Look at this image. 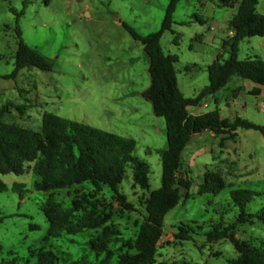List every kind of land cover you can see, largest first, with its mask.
Listing matches in <instances>:
<instances>
[{
    "label": "rangeland",
    "instance_id": "obj_1",
    "mask_svg": "<svg viewBox=\"0 0 264 264\" xmlns=\"http://www.w3.org/2000/svg\"><path fill=\"white\" fill-rule=\"evenodd\" d=\"M169 3L170 0H28L24 8V0H0V109H5L2 120L38 130L43 114L50 112L132 138L136 141L134 154L150 166V190L159 188L162 162L158 150L168 146L166 124L144 95L151 84L144 44L123 23L146 36L160 29ZM216 4L219 5L218 0H181L174 13L173 31H165L161 38L164 52L179 58V87L188 97L209 84L208 71L194 65L203 68L213 62L225 37L219 25L226 22L230 7ZM258 10L264 13L261 5ZM17 28L21 38L52 63L50 70L30 66L21 69L15 78H6L15 68ZM197 39L204 40V44L198 47ZM257 39L246 38L240 43V59L250 57V45L256 44ZM186 65L191 67V73L186 71ZM241 80L234 76L216 93L221 109L234 84ZM209 100L210 108L215 107L214 99ZM246 101L248 112L241 110L240 114L264 124L260 99L252 96ZM215 137L218 136L204 135L200 142L194 139L182 154L183 168L192 185L189 190L182 188L181 200L166 214L163 230L164 234H176L178 226L187 224L193 231L190 239L175 237L163 241L158 247V261L230 264V259L237 256L232 242L221 239L209 243L205 233L216 223L235 220L239 209L231 198L234 189L260 192L247 205L249 212L264 208V143H256L249 155V137L241 134L228 154L219 149L226 151L229 140L221 145L220 137L215 146ZM199 147L212 149L196 156L194 150ZM217 156L224 160H217ZM214 158L217 163L212 162ZM207 169L224 175L226 186L218 194L198 193L202 173ZM1 179L7 190L0 192V262L17 256V264H36L32 251L41 247L52 249L59 264H72L84 256L98 262L105 256L97 255L91 248V240L101 228L46 237L48 221L42 204L50 194L67 209L73 207L75 199L89 197L100 210L112 214L107 224L116 228L120 237L133 239L145 215L142 201L149 193L133 186L131 168H127L120 190L136 211L121 208L107 186L94 187L85 182L51 192L36 190L38 177L31 168L22 175L10 173ZM15 182L24 184L23 198L13 188ZM237 235L264 246V224L260 221L239 224ZM119 245L120 242H112L110 248L116 250ZM117 256L115 253L107 264H117Z\"/></svg>",
    "mask_w": 264,
    "mask_h": 264
},
{
    "label": "trees",
    "instance_id": "obj_2",
    "mask_svg": "<svg viewBox=\"0 0 264 264\" xmlns=\"http://www.w3.org/2000/svg\"><path fill=\"white\" fill-rule=\"evenodd\" d=\"M27 1L24 0V8ZM180 1L170 0L160 29L146 36H141L123 23L126 30L144 44L151 76V84L144 95L152 102L155 114L163 117L166 124L168 146L158 150L162 162L159 188L150 190V166L134 154L136 141L132 138L50 112L43 114L41 128L35 130L2 120L5 109H0V192L7 190L2 175H22L28 168L38 177L34 183L36 190L51 192L90 182L94 187L107 186L118 205L127 211L137 210L120 190L127 168L132 170L133 186L149 192L142 201L145 215L133 239L120 237L119 231L107 224L112 214L100 210L89 197L75 199L73 207L67 209L50 194L42 204L48 221L47 238L101 228L91 240V248L97 255L104 253V258L92 262L84 256L72 264H107L115 253L118 255L117 264H170L157 260L158 247L164 233L166 214L180 202L182 188L189 190L192 185L191 179L181 174L182 154L191 137L210 130L221 137L220 144L223 145L225 140L235 138L238 129H253L264 135V124L248 118H224L218 108L199 114H192L189 110L207 96L223 89L233 76L255 83L256 86L250 91L259 94L260 86H264V59L258 56L240 59L239 52L240 43L245 38L264 36V13L258 10L260 0H218L220 6L237 7L228 22L234 34L223 39L220 54L207 67L209 84L193 97H187L179 87L178 56L164 52L161 45L164 32L173 31L174 13ZM16 30L19 40L15 68L6 78H15L21 69L30 66L50 70L52 63L21 38L19 28ZM174 41H178L177 36ZM224 55L227 57L224 58ZM186 69L190 70L191 67L186 65ZM225 186L220 171L207 169L198 193L218 194ZM13 188L23 198L26 191L24 184L15 182ZM259 194L252 189L232 190L231 198L239 209L235 220L229 224L223 221L216 223L205 233L209 243L221 239L232 242L237 256L230 259V264H264V246L237 235L239 224H253L256 221L264 224V208L255 213L247 209L254 196ZM2 220L0 218V222ZM192 231L190 225L181 224L174 238L190 239ZM112 242H120L116 250L110 248ZM32 256L36 257V264H59V258L52 249L41 247L33 250ZM19 260L14 256L2 260L0 264H17Z\"/></svg>",
    "mask_w": 264,
    "mask_h": 264
},
{
    "label": "crops",
    "instance_id": "obj_3",
    "mask_svg": "<svg viewBox=\"0 0 264 264\" xmlns=\"http://www.w3.org/2000/svg\"><path fill=\"white\" fill-rule=\"evenodd\" d=\"M214 3V2H213ZM215 4V3H214ZM217 5V4H216ZM261 5V7L262 8H264V0H260L259 1V4H258V7ZM202 6V5H201ZM206 6V5H205ZM217 6H220V5H217ZM230 9V15L227 17V19H226V22H223V23H221L220 25H219V28L222 30H224L225 32V37L224 38H226V37H228V36H230L229 34H230V32L232 31L230 28H229V26H228V22H229V20H230V18L232 17V15L236 12V9H237V7L236 6H234V7H230L229 8ZM200 20V19H199ZM201 22H202V20H201ZM229 33V34H228ZM197 36V35H196ZM195 36V37H196ZM203 36V35H202ZM258 37V39H257V41H256V44H252V45H250V48H251V51H252V54H249V56L250 57H255V56H258V57H261L262 59H264V36H257ZM256 37V38H257ZM223 38V39H224ZM252 38H255V37H252ZM246 39V38H245ZM244 39V40H245ZM243 40V41H244ZM204 40H199V39H197V42L199 43L198 44V47L199 46H201V45H203L204 44V42H203ZM223 41V40H222ZM221 46H222V42H221ZM217 51L219 52H217L218 54H220V52H221V49H217ZM217 54V55H218ZM217 57V56H216ZM215 57V58H216ZM194 66H197V69H206L207 70V67H201V66H199V65H194ZM185 69H186V66H185ZM186 71L187 72H190L191 73V69L190 70H187L186 69ZM234 77V76H233ZM232 77V78H233ZM231 78V79H232ZM241 78V77H240ZM231 79H230V81H231ZM229 81V82H230ZM228 82V83H229ZM228 85V84H227ZM226 85V86H227ZM225 86V87H226ZM256 86V84L255 83H253L252 81H249V80H245V79H242L241 81H237L235 84H234V87L232 88V90H231V93H230V95H229V97L227 98V100H226V102H225V104L223 105V108L221 109L220 108V106H219V98L216 96V94L215 95H210V96H207L206 98H204V100L203 101H201L200 102V104H198L197 106H191L190 108H189V110H190V112L192 113V114H199V113H204V112H207V111H210V110H212V109H214V108H218L219 109V111H220V114H221V116L222 117H224V118H230V119H232V118H235L236 116H241V117H243V115L242 114H240V111L242 110V113H247L248 112V102L246 101V98L247 97H252V96H254L255 98H257V99H260V103H259V107L261 108V109H264V86H260V92H259V94H253V93H251V89L252 88H254ZM224 87V88H225ZM193 96H195V95H193ZM193 96H190V97H193ZM188 97V96H187ZM213 98L214 99V102H215V107H213V108H210L211 107V104H210V100H209V98ZM260 104H263V106H261ZM260 124V123H259ZM243 130V131H242ZM241 134H244L245 136H248L249 137V140L248 141H250V142H247V144H248V146H249V151H250V153H249V155L251 154V149H254V147L256 146V143H258V144H263L264 143V135L260 132V131H257V130H253V129H238L237 130V135H236V137H235V139H233V140H229V142H228V144H227V147H228V149L226 150V151H222V150H220L219 149V152H226V153H228V154H230V149H231V145H232V143L233 142H238L237 140H238V137L241 135ZM204 135H210V136H215V134L212 132V131H210V130H206V131H204V132H202V133H197V134H194L192 137H191V139H190V141H189V143H188V145L186 146V148H185V150L187 149V147H189V144H190V142L191 141H193L194 139L195 140H197V141H199L200 142V140H201V138L204 136ZM219 140H220V137L218 136V137H215L214 138V144H215V146L217 145L218 146V143H219ZM210 150L211 151V149L212 148H210V147H199V148H196L195 150H194V154L196 155V156H199V154H201L202 152H204L205 150ZM253 152V151H252ZM225 154V153H224ZM217 160H224V157H222L221 159H219V156H217V158H216ZM216 159L214 158V159H212V162L213 163H217V161H216ZM204 172L205 171H203V173L202 174H204ZM181 174L183 175V176H187V171H186V169H184V168H182V170H181ZM224 176V175H223ZM171 233H173V232H171Z\"/></svg>",
    "mask_w": 264,
    "mask_h": 264
},
{
    "label": "built area",
    "instance_id": "obj_4",
    "mask_svg": "<svg viewBox=\"0 0 264 264\" xmlns=\"http://www.w3.org/2000/svg\"><path fill=\"white\" fill-rule=\"evenodd\" d=\"M234 34V32H233V30L230 32V36H232ZM261 106H263V104H260ZM170 234H172L171 236H170ZM174 238V233H167V234H164L163 233V236H162V238H161V240L159 241V245H162V242L163 241H165L166 239H173Z\"/></svg>",
    "mask_w": 264,
    "mask_h": 264
}]
</instances>
